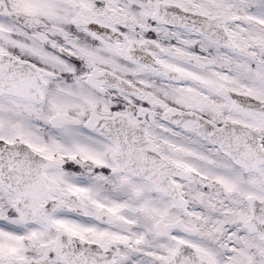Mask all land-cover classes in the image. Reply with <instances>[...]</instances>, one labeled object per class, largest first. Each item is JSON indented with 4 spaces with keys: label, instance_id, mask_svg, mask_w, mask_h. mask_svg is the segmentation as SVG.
Listing matches in <instances>:
<instances>
[{
    "label": "snow or ice",
    "instance_id": "obj_1",
    "mask_svg": "<svg viewBox=\"0 0 264 264\" xmlns=\"http://www.w3.org/2000/svg\"><path fill=\"white\" fill-rule=\"evenodd\" d=\"M0 264H264V0H0Z\"/></svg>",
    "mask_w": 264,
    "mask_h": 264
}]
</instances>
